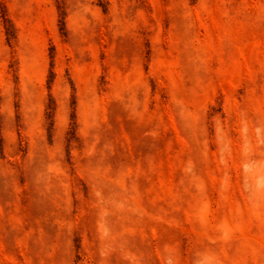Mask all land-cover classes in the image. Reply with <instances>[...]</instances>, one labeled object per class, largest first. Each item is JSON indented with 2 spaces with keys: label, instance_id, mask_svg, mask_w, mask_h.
Listing matches in <instances>:
<instances>
[{
  "label": "rangeland",
  "instance_id": "374dc122",
  "mask_svg": "<svg viewBox=\"0 0 264 264\" xmlns=\"http://www.w3.org/2000/svg\"><path fill=\"white\" fill-rule=\"evenodd\" d=\"M0 264H264V0H0Z\"/></svg>",
  "mask_w": 264,
  "mask_h": 264
}]
</instances>
